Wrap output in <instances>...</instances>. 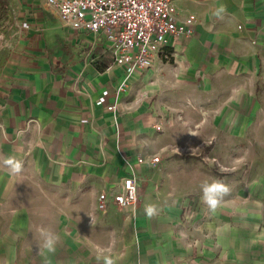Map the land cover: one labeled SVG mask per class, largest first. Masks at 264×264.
I'll use <instances>...</instances> for the list:
<instances>
[{
	"label": "crops",
	"instance_id": "0c3cea01",
	"mask_svg": "<svg viewBox=\"0 0 264 264\" xmlns=\"http://www.w3.org/2000/svg\"><path fill=\"white\" fill-rule=\"evenodd\" d=\"M3 1L0 264H264V176L241 188L217 218H207L205 230L197 226L194 246L178 234L168 199L149 189L139 193L134 211L114 204L97 209L99 192L157 164H138L139 155L157 153L138 152L130 124L118 114V88L140 74L127 77L120 66L102 65L97 52L108 51L92 33L64 26L46 0ZM175 4L178 20L196 16L193 32L147 75L172 58L176 76L202 78L205 88L210 78L258 71L264 0ZM106 89V104L115 110L97 103ZM48 233L58 237L52 251L45 246Z\"/></svg>",
	"mask_w": 264,
	"mask_h": 264
},
{
	"label": "rangeland",
	"instance_id": "374dc122",
	"mask_svg": "<svg viewBox=\"0 0 264 264\" xmlns=\"http://www.w3.org/2000/svg\"><path fill=\"white\" fill-rule=\"evenodd\" d=\"M97 54L102 65L112 60L108 52ZM173 59L127 84L117 113L130 124L138 152L161 158L140 172L139 193L149 189L152 196L167 198L169 210L177 212L178 234L194 246L197 226L205 230L207 218H217L241 188L264 176V57L256 73L210 78L209 88L202 78L176 76L179 66L173 70ZM201 109L208 113L206 118ZM214 185L228 191L220 192ZM56 193L61 197L59 190ZM209 200L215 201L214 207Z\"/></svg>",
	"mask_w": 264,
	"mask_h": 264
},
{
	"label": "built area",
	"instance_id": "2783aa9c",
	"mask_svg": "<svg viewBox=\"0 0 264 264\" xmlns=\"http://www.w3.org/2000/svg\"><path fill=\"white\" fill-rule=\"evenodd\" d=\"M54 8L64 26L92 33L111 56L113 65L124 69L126 76L142 74L156 60L169 57L170 50L185 35L193 32L196 19L190 14L183 20L176 16L175 0H46ZM26 26L27 23L24 22ZM3 33L0 31V48ZM122 82L118 91L124 90ZM109 90L98 97L97 103L115 110L116 104H106ZM83 117V121H87ZM158 154H141L138 164L158 163ZM139 202V183L132 173L122 177L120 187L98 194L97 209L106 210L109 204L134 211Z\"/></svg>",
	"mask_w": 264,
	"mask_h": 264
},
{
	"label": "clouds",
	"instance_id": "9594fccd",
	"mask_svg": "<svg viewBox=\"0 0 264 264\" xmlns=\"http://www.w3.org/2000/svg\"><path fill=\"white\" fill-rule=\"evenodd\" d=\"M220 11H223V8H221ZM217 14H219V13H217ZM19 170H20V165L19 164L15 165L14 171L18 172ZM213 187L218 189L220 192L226 193L228 191L227 187L224 185H214ZM207 191H208V189H205L206 195H207ZM208 203L213 207L215 206L214 200H209ZM148 211H149V214L152 213L151 208H149ZM42 234H43V230H42ZM57 239H58V237H55L53 234L48 233L46 236L45 246L48 247L50 251H52L53 250L52 246ZM107 264H113V261L108 260Z\"/></svg>",
	"mask_w": 264,
	"mask_h": 264
},
{
	"label": "bare ground",
	"instance_id": "6f19581e",
	"mask_svg": "<svg viewBox=\"0 0 264 264\" xmlns=\"http://www.w3.org/2000/svg\"><path fill=\"white\" fill-rule=\"evenodd\" d=\"M151 69H149V70H151ZM199 112H200V115L202 116V118H204V117L206 118L207 115H208V113L206 111H204L203 109L199 110ZM198 126H200V125H198ZM189 133L191 135H195L196 134V132L193 129H191Z\"/></svg>",
	"mask_w": 264,
	"mask_h": 264
},
{
	"label": "trees",
	"instance_id": "16d2710c",
	"mask_svg": "<svg viewBox=\"0 0 264 264\" xmlns=\"http://www.w3.org/2000/svg\"><path fill=\"white\" fill-rule=\"evenodd\" d=\"M0 19H1V16H2V11L4 10V1L3 0H0Z\"/></svg>",
	"mask_w": 264,
	"mask_h": 264
},
{
	"label": "water",
	"instance_id": "95a60500",
	"mask_svg": "<svg viewBox=\"0 0 264 264\" xmlns=\"http://www.w3.org/2000/svg\"><path fill=\"white\" fill-rule=\"evenodd\" d=\"M0 12H1V10H0Z\"/></svg>",
	"mask_w": 264,
	"mask_h": 264
}]
</instances>
